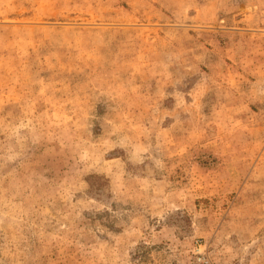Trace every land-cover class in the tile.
I'll return each mask as SVG.
<instances>
[{
	"label": "rangeland",
	"instance_id": "rangeland-1",
	"mask_svg": "<svg viewBox=\"0 0 264 264\" xmlns=\"http://www.w3.org/2000/svg\"><path fill=\"white\" fill-rule=\"evenodd\" d=\"M0 264H264V0H0Z\"/></svg>",
	"mask_w": 264,
	"mask_h": 264
}]
</instances>
